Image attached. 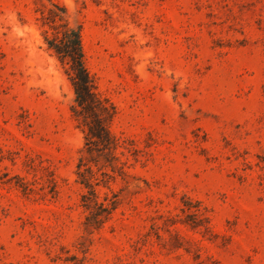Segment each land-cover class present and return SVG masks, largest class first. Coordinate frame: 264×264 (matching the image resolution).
<instances>
[{
    "label": "rangeland",
    "instance_id": "obj_1",
    "mask_svg": "<svg viewBox=\"0 0 264 264\" xmlns=\"http://www.w3.org/2000/svg\"><path fill=\"white\" fill-rule=\"evenodd\" d=\"M46 22L112 114L97 198ZM0 264H264V0H0Z\"/></svg>",
    "mask_w": 264,
    "mask_h": 264
},
{
    "label": "trees",
    "instance_id": "obj_2",
    "mask_svg": "<svg viewBox=\"0 0 264 264\" xmlns=\"http://www.w3.org/2000/svg\"><path fill=\"white\" fill-rule=\"evenodd\" d=\"M58 17L61 18V16L56 15L51 21L55 23ZM50 22H46V24L51 27V37L48 36L49 32L47 31L45 40L48 48L55 53L63 65L67 66L66 73L75 94L74 111L82 121L84 132L86 133V146H89L87 151L92 158L87 160L86 157H82L80 159L77 173L79 175V183L92 196L97 198L96 186L99 185V176L98 172H95L93 169V164L95 163L93 161V152L95 150L104 153L107 151L112 152L119 147L117 139L113 137L105 124L106 120L112 118V114L107 103L100 98L95 81L86 67L80 30L70 28L68 25L51 26ZM90 145H93L94 148ZM111 158L120 163V169H123L127 164L120 161L114 155ZM105 160L104 167L109 166L115 173V170L119 166H115L109 162L108 157H105ZM107 162L110 164L107 165ZM83 199L86 200L88 197L85 195ZM105 201L108 200L106 199ZM95 203L96 213L93 214L92 219L99 225L102 222V218L105 215H111L116 207L114 202L99 203L96 200ZM89 223L92 224V222Z\"/></svg>",
    "mask_w": 264,
    "mask_h": 264
}]
</instances>
